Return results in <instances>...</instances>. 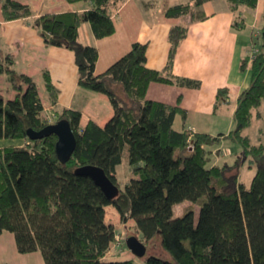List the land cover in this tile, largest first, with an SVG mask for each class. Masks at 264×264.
<instances>
[{"label": "trees", "instance_id": "trees-1", "mask_svg": "<svg viewBox=\"0 0 264 264\" xmlns=\"http://www.w3.org/2000/svg\"><path fill=\"white\" fill-rule=\"evenodd\" d=\"M81 1L89 4L87 10L43 14L32 19V26L46 45L74 53L78 85L106 96L112 114L102 125L88 121L80 126L79 111L54 108V122L67 120L76 141L69 160L61 163L55 154L56 136L34 141L26 137L28 129L39 131L48 125L38 85L15 70L11 54L0 55V77L5 76L7 90L14 93L5 98L0 89V140L26 142L0 148V234H13L18 253L39 252L44 264H135L131 259H104L116 241L114 225L105 221V207L112 206L119 223L132 222L145 247L157 238L170 257L149 255L145 264H264V146L251 144L243 135L253 110L264 103V18L262 34L251 46H258L257 52L240 62L239 69L249 66L251 75L248 87L237 97L234 128L227 135L211 136L173 128L177 114L185 118L178 106L180 95L175 104L146 98L150 83L199 88V81L172 73L187 27L170 29L162 70L145 66L146 44L135 42L96 75L98 51L79 41L78 29L87 23L96 39L112 35L111 16L122 0H66ZM208 1L165 5L163 14L203 19L199 8ZM227 3L235 11L241 6L254 9L257 0ZM0 11L4 21L32 16L28 5L15 0H1ZM238 19L235 26L242 21ZM42 77L48 103L54 105L56 91L48 72ZM224 92L219 90L217 99ZM221 140L239 145L242 162L251 158L258 163L248 187L235 175H226L233 165L209 164L211 149ZM124 146L129 148L127 170L132 177L121 188L115 170ZM84 165L101 168L118 187V194L108 199L89 177L74 173ZM185 201L191 205L174 216V207ZM194 205L198 206L195 221Z\"/></svg>", "mask_w": 264, "mask_h": 264}, {"label": "crops", "instance_id": "crops-1", "mask_svg": "<svg viewBox=\"0 0 264 264\" xmlns=\"http://www.w3.org/2000/svg\"><path fill=\"white\" fill-rule=\"evenodd\" d=\"M15 1L28 5L32 16L4 21L0 11V55L11 54L17 72L29 75L33 79L38 76L41 80V86L38 87L44 106L42 115L45 116L54 108L64 107L80 112V126H84L88 121L102 125L112 114L106 96L80 87L77 82L78 71L74 53L62 47L46 45L43 36L32 26L34 17L52 13L81 12L87 10L89 4L82 1L68 3L66 0ZM186 1L122 0L111 16L114 23L112 35L96 39L90 26L83 23L78 29L79 41L97 49L98 58L94 66L96 75L101 74L124 55L135 42L146 44L145 66L162 70L169 50L170 29L176 25L186 26V36L174 55L172 73L178 77L199 81V88H178L167 84L150 83L146 98L175 104L177 96L180 95L178 106L185 112V118L182 119L180 114L175 116L173 125L177 119H181V129L175 130L214 136L210 132L217 126L212 119L218 114L222 115V112L229 108L234 127L233 113L237 97L248 87L251 75L249 66L244 71H241L239 66L241 59L249 56L253 40L262 34L264 0H257L254 9L241 6L235 11L230 9L227 0H211L199 8L205 17L195 21H190L187 16L179 18L164 16L165 5L173 6ZM237 18L242 21L235 26L234 21ZM44 71L48 72L56 91L54 105L48 103L44 91L42 77ZM219 90L225 92L217 99ZM254 117L261 119L262 116L256 111ZM230 128L231 125L228 124L226 130ZM221 141L212 149L217 150ZM25 143L22 139H1L0 148L22 146ZM0 264L44 263L39 252L18 253L13 234L4 231L0 234Z\"/></svg>", "mask_w": 264, "mask_h": 264}, {"label": "rangeland", "instance_id": "rangeland-1", "mask_svg": "<svg viewBox=\"0 0 264 264\" xmlns=\"http://www.w3.org/2000/svg\"><path fill=\"white\" fill-rule=\"evenodd\" d=\"M259 36H257L258 38ZM259 48L258 46H256ZM255 49V53L257 52V49ZM250 51V50H249ZM252 51V50H251ZM264 51V49H263ZM254 52H251L249 57L252 58L255 54ZM34 81L38 84V86H41V80L38 78V76L34 77ZM7 83L5 80V76L2 75L0 77V89L1 93L5 98H12L14 96V93L8 92L6 90ZM230 109V108H229ZM227 109L222 112V115H217V117H214L212 119V122L214 123L217 128L215 130H212L210 134L216 136L219 133L221 134H228L230 131L233 130V121L230 117V110ZM256 111H259L261 114V119L255 118L254 114ZM46 115H50L51 122L54 123V115L53 112H48ZM222 116V117H221ZM209 120L208 118H205ZM46 124H49L48 121L45 120ZM230 124L231 128L229 130L227 129V125ZM181 119H177L173 125L174 129H181ZM243 135L247 136L250 140L251 144L258 145L262 144L264 146V103H262L261 107H259L256 110H253V116L250 125L243 131ZM129 148L128 146H124L122 154H121V162L116 167V175L118 179V183L121 188L124 187V185L128 182V180L132 177L128 174L127 170V157H128ZM209 164H216V165H233V168H231L229 171L226 172V175L229 177H232L235 175L237 182H242L246 187L249 186L251 177L253 176L255 169L257 168V162L253 161L251 158H247L244 162H242L241 158V150L238 144L235 142L229 141V140H222L220 143V146L217 148V150L212 149V152H210L209 155ZM236 163V164H235ZM236 165V166H235ZM115 175V176H116ZM234 186L229 187L228 191H232ZM191 203L185 201L184 203H181L174 207L173 209V215L177 216L182 213V211L190 206ZM193 212H194V221L197 219V213H198V206H193ZM105 221L107 223H110L114 225V228L116 230V241L115 244L112 246L111 250L108 252V254L105 256L106 261H122L125 259H131L135 264H145L144 260L149 255H154L162 259L170 260V257L161 249L159 240L156 238L154 240H151L147 246H146V252L143 257H136L134 256L126 247L125 239L129 236H137V233L134 231L133 225L131 221H128L125 225H122L119 223V216L117 214V211L112 206H106L105 207ZM139 237V236H137Z\"/></svg>", "mask_w": 264, "mask_h": 264}, {"label": "water", "instance_id": "water-1", "mask_svg": "<svg viewBox=\"0 0 264 264\" xmlns=\"http://www.w3.org/2000/svg\"><path fill=\"white\" fill-rule=\"evenodd\" d=\"M48 35L46 34V37ZM56 136L55 154L61 163H65L71 157L75 148V136L67 120L61 119L52 124H48L39 131L28 129L26 137L31 140H40L49 135ZM74 173L79 176L89 177L108 199H113L119 192L118 187L110 181L104 171L93 165H84L75 169ZM127 249L136 257H143L146 247L135 236L125 239Z\"/></svg>", "mask_w": 264, "mask_h": 264}, {"label": "built area", "instance_id": "built-area-1", "mask_svg": "<svg viewBox=\"0 0 264 264\" xmlns=\"http://www.w3.org/2000/svg\"><path fill=\"white\" fill-rule=\"evenodd\" d=\"M251 50H252V51H251ZM251 50H250V52H249V55H250L251 52H254V53H255V51H256V50L253 49V48H251ZM254 55H255V54H254ZM254 55H252V56H254ZM50 117H51L50 115H45V116H44V120L48 121L49 124H52Z\"/></svg>", "mask_w": 264, "mask_h": 264}]
</instances>
